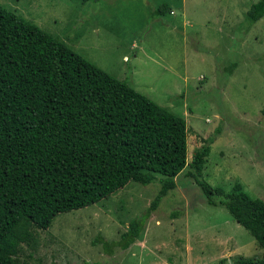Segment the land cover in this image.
Listing matches in <instances>:
<instances>
[{"label":"rangeland","instance_id":"1","mask_svg":"<svg viewBox=\"0 0 264 264\" xmlns=\"http://www.w3.org/2000/svg\"><path fill=\"white\" fill-rule=\"evenodd\" d=\"M165 3L162 15L154 4ZM256 0H0L80 56L184 118L185 166L134 242L105 254L159 189L160 174L53 217L15 254L26 264H238L263 249L199 183L228 192L238 183L264 201V16L245 21ZM125 57V58H124ZM234 65L229 71L228 67ZM200 171L192 154L212 134ZM191 171L193 176L187 175ZM214 195V199L217 200Z\"/></svg>","mask_w":264,"mask_h":264},{"label":"trees","instance_id":"2","mask_svg":"<svg viewBox=\"0 0 264 264\" xmlns=\"http://www.w3.org/2000/svg\"><path fill=\"white\" fill-rule=\"evenodd\" d=\"M153 6V14L164 13L162 1ZM262 16L264 0H256L244 19L251 24ZM186 132L183 117L0 5V264H26L15 255L20 244L57 214L107 198L130 181L146 185L160 174L147 209L116 241L97 236L90 242L105 254L126 249L185 166ZM218 132L214 128L192 154L195 172ZM199 186L205 201L224 206L264 251V201L238 183L228 192ZM235 262L264 264V252Z\"/></svg>","mask_w":264,"mask_h":264},{"label":"crops","instance_id":"3","mask_svg":"<svg viewBox=\"0 0 264 264\" xmlns=\"http://www.w3.org/2000/svg\"><path fill=\"white\" fill-rule=\"evenodd\" d=\"M125 58V57H124Z\"/></svg>","mask_w":264,"mask_h":264}]
</instances>
